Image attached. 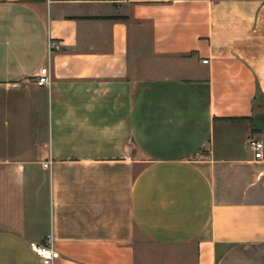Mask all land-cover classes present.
<instances>
[{
    "label": "crops",
    "instance_id": "obj_1",
    "mask_svg": "<svg viewBox=\"0 0 264 264\" xmlns=\"http://www.w3.org/2000/svg\"><path fill=\"white\" fill-rule=\"evenodd\" d=\"M250 140L264 0H0V264H264Z\"/></svg>",
    "mask_w": 264,
    "mask_h": 264
},
{
    "label": "built area",
    "instance_id": "obj_2",
    "mask_svg": "<svg viewBox=\"0 0 264 264\" xmlns=\"http://www.w3.org/2000/svg\"><path fill=\"white\" fill-rule=\"evenodd\" d=\"M60 45L50 42L48 45V52L51 54L53 51H59ZM205 63V62H204ZM35 85L38 87L48 86L50 84V71L48 67L41 68L35 76ZM248 146L254 153L255 159H263V144L257 140H250ZM31 251L38 258V264H55L58 260L59 255L54 250L50 240H47L44 244H30Z\"/></svg>",
    "mask_w": 264,
    "mask_h": 264
}]
</instances>
